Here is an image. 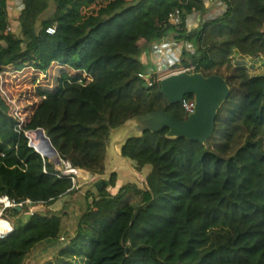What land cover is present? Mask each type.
I'll return each instance as SVG.
<instances>
[{"label": "trees", "instance_id": "trees-1", "mask_svg": "<svg viewBox=\"0 0 264 264\" xmlns=\"http://www.w3.org/2000/svg\"><path fill=\"white\" fill-rule=\"evenodd\" d=\"M216 1L222 10L212 15L207 0H22L14 25L0 0V196L45 206L0 239V264H26L35 246L59 238L69 212L50 206L80 194L30 147L29 131L43 128L62 160L99 176L113 129L157 110L186 119L157 75L139 76L148 72L145 46L170 35L193 46L182 56L190 54L194 72L230 86L214 133L206 144L169 138L168 129L129 136L120 152L140 170L152 166L146 187L111 193L116 172L97 182V194L77 205V234L62 254L87 264H264V75L230 59L264 56V0Z\"/></svg>", "mask_w": 264, "mask_h": 264}, {"label": "rangeland", "instance_id": "rangeland-1", "mask_svg": "<svg viewBox=\"0 0 264 264\" xmlns=\"http://www.w3.org/2000/svg\"><path fill=\"white\" fill-rule=\"evenodd\" d=\"M212 9L214 7H219L220 4L218 1H214ZM55 6L52 3L51 8L48 10L47 14L53 13ZM213 15V12H211ZM194 19V18H193ZM195 21H189L188 26L193 27ZM173 35H170L168 38H172ZM170 42V40H165ZM173 42V41H172ZM171 43V42H170ZM154 45V44H153ZM152 45V46H153ZM145 46V50L142 54V61L145 62L148 72H151L155 76L159 72L160 75H165L168 72L174 70L165 71V62H168V53L169 51H174L175 56H179L178 50L170 45V48L166 49V46L162 45L160 48L161 52L153 54L154 46ZM153 54V56H152ZM147 58H153L155 66L147 64ZM166 57V58H165ZM174 56L170 63H173ZM232 64L236 66L245 67L250 76L254 75H264V56L260 55L257 57H247L242 56L238 52H234L230 57ZM181 61L184 63H189L191 61L190 54L181 55ZM164 65V67H163ZM158 76V75H157ZM187 96V95H186ZM129 124L122 125L118 128H115L111 131L108 144H107V155L105 160L106 173L100 176H93L92 178L85 174L87 172L78 169V174L75 175L76 182L78 184V189L80 194L77 196L78 199L73 200L72 195H68L58 201L56 206L59 207V210L66 209L69 212V220L61 228V234L57 239H51L48 241H43L33 248L29 253L26 264H87L88 261L86 258L74 257L71 255L62 254V250L70 244L71 240L76 236V231L78 227L79 217L82 214L81 208L77 205L81 201L88 191L91 193L97 194V189L95 184L100 182V180L109 179L112 172L117 173V181L115 188H122L127 184L136 185L138 188L144 189L146 187V177L151 172L152 166L150 164L145 165L143 169L137 168V163L129 158H125L121 155V146L123 144V139L128 134ZM58 169H65L64 163L57 165ZM110 189V188H109ZM108 189V190H109ZM111 192V190H109ZM112 193V192H111ZM131 202L138 203L140 201V196L135 195L133 192L129 194ZM39 212H43V206L40 207ZM17 218L15 223H24L28 221L29 216L24 215V213L18 211L16 212Z\"/></svg>", "mask_w": 264, "mask_h": 264}, {"label": "water", "instance_id": "water-1", "mask_svg": "<svg viewBox=\"0 0 264 264\" xmlns=\"http://www.w3.org/2000/svg\"><path fill=\"white\" fill-rule=\"evenodd\" d=\"M160 86L161 92L172 104L181 103L188 94L194 95L196 99L194 112L184 120L164 110L136 115L126 122L129 124V130L123 142L131 135L168 129L169 138L184 137L190 141L206 144L214 133L218 111L230 95L231 89L227 80L218 74L205 76L201 72H179L162 78ZM27 137L30 147L35 148L44 157L54 160L56 165L63 163L43 128L29 131ZM33 137L38 141L37 139L34 141ZM35 142H38L39 146ZM45 147L46 151L43 150ZM73 173L78 174V169H73ZM101 184L106 183L103 181Z\"/></svg>", "mask_w": 264, "mask_h": 264}, {"label": "built area", "instance_id": "built-area-1", "mask_svg": "<svg viewBox=\"0 0 264 264\" xmlns=\"http://www.w3.org/2000/svg\"><path fill=\"white\" fill-rule=\"evenodd\" d=\"M169 23L177 25L179 23H181V11L180 9H177L173 12H171L169 14ZM189 22V21H188ZM47 33L49 34H54L56 32V27L55 26H50L47 28ZM169 36H167L165 38V40H170V42H163L161 45H156L154 44V50H153V54L159 53L161 52L160 48H162L161 46L164 45L166 46V49L170 48V45L174 46L178 52H179V56H175L174 51H169L168 53V62L162 63L165 64V71L174 69L170 72H168L165 75H160L159 72L157 73V78L158 81H161L162 78L170 75V74H174V73H179V72H194L196 65L193 62L186 64H183V62L181 61V55L183 52V49L186 50H191L193 49V46L190 45L189 43H179L175 38H168ZM173 41V42H172ZM152 46V48H153ZM152 54V56H153ZM177 54V53H176ZM174 56V60L172 61L173 63H170V61L172 60ZM166 58V57H165ZM153 60V58H152ZM154 62V60H153ZM155 63V62H154ZM156 65V64H155ZM164 67V65H163ZM149 73L151 72H147V73H140L139 76L145 79H148L149 77ZM152 74V73H151ZM182 107L185 110V114H186V118L188 117V115H190L191 113L194 112L195 110V104H196V99L195 96L193 97H185L182 101H181ZM63 163L65 165V169L63 170V175L71 177L73 179L74 182H76L75 179V173H73V167L70 164V162L68 161H64ZM62 177V176H61ZM43 204L39 203L36 204L34 201H32L31 199H25L22 201H19L17 199H13L8 195H2L0 196V239H4L6 237H8L9 235H11L15 229V222H16V218L17 215L14 212V210H17V208H20V212L24 213V215H28L33 216L36 213H38L40 210V207H42Z\"/></svg>", "mask_w": 264, "mask_h": 264}, {"label": "crops", "instance_id": "crops-1", "mask_svg": "<svg viewBox=\"0 0 264 264\" xmlns=\"http://www.w3.org/2000/svg\"><path fill=\"white\" fill-rule=\"evenodd\" d=\"M208 2H207V4L208 5H212V3L214 2V1H216V0H207ZM23 2H22V0H8V12H9V16H10V20L12 21V23L14 24V25H17V22H16V19L19 17V15H20V13H21V11H22V9H23ZM222 10V7L221 6H219V7H214L213 9H212V12H213V14H217L219 11H221ZM196 17H198L197 15H196ZM248 57V56H247ZM105 173H106V171H105ZM85 174H88L91 178L93 177L91 174H89V173H85ZM100 176V175H99ZM120 188H111L110 187V189L109 190H111V192L112 193H116L118 190H119ZM64 198V197H63ZM63 198H61V199H63ZM61 199H59L58 201H60ZM57 201V202H58ZM57 202H55L52 206H50V209L51 210H53L54 212H57V211H59V207H54V206H56V203ZM43 206V208L45 209V206L44 205H42Z\"/></svg>", "mask_w": 264, "mask_h": 264}, {"label": "bare ground", "instance_id": "bare-ground-1", "mask_svg": "<svg viewBox=\"0 0 264 264\" xmlns=\"http://www.w3.org/2000/svg\"><path fill=\"white\" fill-rule=\"evenodd\" d=\"M33 139H34V141H35L37 138L35 139V138L33 137ZM36 141H38V139H37ZM35 143H36V145H38V146H39L38 142H35ZM44 149H46V147H45V148H43V150H44Z\"/></svg>", "mask_w": 264, "mask_h": 264}]
</instances>
